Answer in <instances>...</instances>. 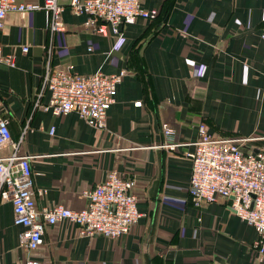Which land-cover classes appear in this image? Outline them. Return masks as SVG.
Segmentation results:
<instances>
[{"label": "crops", "instance_id": "1", "mask_svg": "<svg viewBox=\"0 0 264 264\" xmlns=\"http://www.w3.org/2000/svg\"><path fill=\"white\" fill-rule=\"evenodd\" d=\"M24 2L36 10L9 13L0 29V54L14 57V67L0 64V112L17 154L31 157L36 209L79 211L115 172L134 180L142 214L118 239L82 237L68 221L47 225L34 252L40 264H264L257 232L228 200L196 206L188 191L199 125L264 151V0H144V9L166 12L162 19L139 18L117 34L107 26L105 35L73 15L69 0H58L64 31L52 34L44 0ZM48 66L80 76L126 72L105 129L41 110ZM166 142L176 149L161 148ZM12 152L4 147L0 157ZM24 231L0 203V264H24Z\"/></svg>", "mask_w": 264, "mask_h": 264}, {"label": "built area", "instance_id": "2", "mask_svg": "<svg viewBox=\"0 0 264 264\" xmlns=\"http://www.w3.org/2000/svg\"><path fill=\"white\" fill-rule=\"evenodd\" d=\"M144 0H69L68 9L75 16H85L86 27L105 35L109 26L114 34L119 25H131L137 19L153 20L158 11L142 7ZM42 9L50 14L49 30L52 34L64 31L62 14L65 8L58 0H44ZM36 8L24 0H0V29L7 15L12 12L25 15ZM27 53V46L20 47ZM0 64L14 67V57L0 54ZM126 76L125 71L105 75L97 72L87 76L73 73L72 67L57 70L46 67L42 89L38 95H48L41 110L55 116L75 114L91 128L106 127L107 112L115 104L117 86ZM140 107L141 103H135ZM165 138L170 139L174 130L167 124L161 126ZM54 134V127L49 135ZM253 139L243 137H214L205 125L198 126V140L194 143L191 158L189 195L196 206L215 203L219 199L230 202L229 209L258 234L255 246L264 254V151L252 149ZM11 146L13 152L0 157V203L12 207L13 224L25 231L19 244L27 254L24 264H40L34 257L43 245L47 225L62 221L74 224L82 237L101 236L118 239L129 234L142 214L137 208L133 193L134 180L110 172L105 181L96 185L86 195L85 208L73 211L61 205L36 209L31 157L18 155L17 145L11 142L9 121L0 112V149ZM177 144L163 143L161 148L175 150Z\"/></svg>", "mask_w": 264, "mask_h": 264}, {"label": "trees", "instance_id": "3", "mask_svg": "<svg viewBox=\"0 0 264 264\" xmlns=\"http://www.w3.org/2000/svg\"><path fill=\"white\" fill-rule=\"evenodd\" d=\"M166 12L165 11H162L160 14L157 15V19L160 20L162 19V16L165 14Z\"/></svg>", "mask_w": 264, "mask_h": 264}, {"label": "water", "instance_id": "4", "mask_svg": "<svg viewBox=\"0 0 264 264\" xmlns=\"http://www.w3.org/2000/svg\"><path fill=\"white\" fill-rule=\"evenodd\" d=\"M122 26H123L122 24L119 25V30L122 28Z\"/></svg>", "mask_w": 264, "mask_h": 264}]
</instances>
